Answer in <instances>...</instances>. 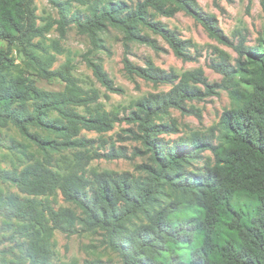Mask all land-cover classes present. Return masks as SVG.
I'll return each mask as SVG.
<instances>
[{"label": "trees", "instance_id": "obj_1", "mask_svg": "<svg viewBox=\"0 0 264 264\" xmlns=\"http://www.w3.org/2000/svg\"><path fill=\"white\" fill-rule=\"evenodd\" d=\"M49 1L61 6V35L71 22L95 37L117 28L126 41L123 65L130 79L137 75L171 87L139 98L128 112L134 125L128 136L141 145L133 153L147 158L137 167L139 173L87 172L84 163L91 159L127 158L123 147L99 153L92 150V139L79 136L83 129L111 130L121 120L119 113L104 109L97 89L80 85L71 61L51 69L55 55L33 41L48 30L37 24L34 0H0V40L9 45L0 47V126H15L41 152V158L33 157L22 168L0 169V181L23 195L0 191V228L11 229L1 239L15 240L19 249L14 259L0 250V264H54L55 230L98 233L120 264H264V21L255 37L245 27L228 37L197 0H78L87 5V13L76 9L71 14L67 3ZM260 4L264 16V0ZM179 11L236 53L213 49L209 67L222 76L219 83H210L201 67L178 74L151 59L144 67L128 59L132 41L162 51L153 34L182 61H199L203 49L198 43L156 20ZM10 45L26 58L25 66L16 63ZM51 48L62 52L58 41ZM87 62L108 90L120 91L102 61ZM29 69L61 79L64 88L38 87ZM216 88L226 90L232 102L216 123L204 131L164 137L180 133L172 108L200 121V110L186 101L201 100ZM71 149L78 150L74 162L65 160V169H55L54 154ZM58 192L74 207L55 208L49 197ZM82 264L111 263L95 258Z\"/></svg>", "mask_w": 264, "mask_h": 264}, {"label": "rangeland", "instance_id": "obj_2", "mask_svg": "<svg viewBox=\"0 0 264 264\" xmlns=\"http://www.w3.org/2000/svg\"><path fill=\"white\" fill-rule=\"evenodd\" d=\"M67 3L70 14L74 10L79 9L87 13V5L79 3L78 0H59ZM128 4H132L135 0H121ZM261 0H197L200 9L207 15L214 16L217 25L224 35L231 37L232 31L236 28H247L253 37L257 35L262 22L264 21L261 9ZM36 5L37 24L41 27L46 26L44 37H36L34 42L40 41L50 53L56 57V62L51 69L59 67L66 61H71L73 65L72 74L78 79L80 85L85 88H95L99 91V102H101L106 111H114L119 113L121 120L114 123L113 128L102 134L95 131L83 129L79 136L92 139L93 151L99 153L108 152L112 147L118 149L123 147L126 150L127 158H115L107 160L105 158H94L84 163L87 172L94 171H129L138 174V166L147 163L146 156L142 154H134V148H140L139 142L131 138L130 130L134 129V125L127 119L128 112L133 103L139 98L154 92L167 91L171 85L167 83H159L155 85L151 81H147L137 75L133 79L128 76L124 65L123 57L125 52V39L121 30L109 27L107 31L100 32L95 36H91L79 29L76 23L71 22L61 35L59 28V20L61 17V6L55 5L49 0H34ZM156 20L165 22L170 28L176 29L183 39H192L203 49V56L199 61H182L177 57L167 43L158 35L151 34L159 42L162 51H154L150 46L141 44L136 41L128 42V59L134 64L144 67L145 60L151 59L154 64L167 71L173 70L180 74L186 70L197 67L203 68L210 83H219L222 76L213 71L209 67L210 59L214 53V48L227 51L233 57L236 53L225 44L211 37L207 30L196 21L191 15L184 11L177 12L173 17H165L157 15ZM96 38L100 45L93 41ZM58 41L62 49L61 53H57L51 48L52 42ZM6 41L0 40V47L7 49ZM10 52L21 66H25L26 58L18 51L17 46L10 45ZM87 61H102L105 71L112 79L114 86L120 91L108 90L94 75L93 69ZM28 73L35 80L36 85L42 89L58 91L64 88V82L55 77L48 78L38 75L34 70L29 69ZM202 91H207L204 86L199 85ZM232 102L228 93L223 88H216V93H208L201 100L186 101L187 107L193 105L201 112V120L192 114H186L182 111L172 108L171 114L180 127L178 134H166L165 138L174 139L181 135H188L191 131H204L207 127L218 121L219 115L224 108H229ZM78 111L85 114L83 107ZM12 147L13 149L9 148ZM25 153H24V152ZM78 150H64L61 153L54 154L55 169H65V160L74 162L75 152ZM209 154L208 151L205 152ZM41 158L39 149L24 137L20 131L13 125L6 127L0 126V169H11L12 167L22 168L30 160ZM0 191L19 193L18 189L9 182L0 181ZM44 198V197H39ZM52 205L57 208L59 206L74 207L71 203L66 202L58 192L56 196H50ZM2 218L0 217V227ZM11 233V229L5 232L0 228V239L2 235ZM18 241V239H16ZM53 243V262L54 264H64L76 262L82 264L85 260L101 258L111 264H120L119 257L115 252L108 249L103 243L101 236L94 232L65 234L59 230H55L52 236ZM15 240H2L0 242V250L5 251L8 259H14V255H18V247Z\"/></svg>", "mask_w": 264, "mask_h": 264}]
</instances>
